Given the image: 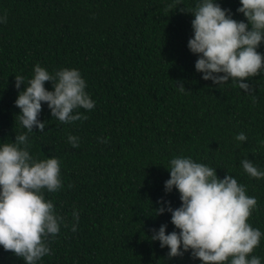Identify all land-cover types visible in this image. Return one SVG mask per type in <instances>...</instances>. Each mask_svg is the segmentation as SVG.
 Returning <instances> with one entry per match:
<instances>
[{"label":"trees","instance_id":"obj_1","mask_svg":"<svg viewBox=\"0 0 264 264\" xmlns=\"http://www.w3.org/2000/svg\"><path fill=\"white\" fill-rule=\"evenodd\" d=\"M194 7L195 0H183ZM232 10L240 0H218ZM171 0H0V140L24 132L16 118L15 75L26 79L39 63L50 72L76 68L95 101L78 109L87 119L64 124L47 104L44 132L29 135L37 159L54 156L63 187L45 192L63 217L49 237L51 255L40 264H200L190 254L169 258L151 241L153 228L171 213L155 215L160 197L179 207V192L165 194L166 165L178 155L233 175L257 200L248 222L264 232V179L248 176L241 161L264 169V71L245 78L250 92L232 81L221 87L195 70L198 56L188 48L194 15ZM258 51L264 53V42ZM183 84L181 91L177 85ZM52 89V82H45ZM243 132L247 141L237 143ZM79 138V147L68 143ZM103 139L107 143H99ZM79 212L78 231L71 229ZM178 231V230H177ZM254 255L264 264V238ZM0 264H24L0 247Z\"/></svg>","mask_w":264,"mask_h":264},{"label":"clouds","instance_id":"obj_2","mask_svg":"<svg viewBox=\"0 0 264 264\" xmlns=\"http://www.w3.org/2000/svg\"><path fill=\"white\" fill-rule=\"evenodd\" d=\"M181 4L185 5L183 0H171L168 7L176 10ZM181 10L194 15L193 35L187 46L198 56L195 70L214 85L221 87L232 81L249 93L245 78L264 71V53L258 51L264 42V0H240L236 12L245 20L235 19L232 10L218 0H195L194 7ZM6 22L7 16L0 15V23ZM48 81L52 82L51 90L45 86ZM22 85L14 103L20 109L16 118L26 131L16 133L11 142L0 140V247L24 264H40L43 257L51 255L49 237H55L63 223L45 192L60 191L63 180L59 159H37L29 150V135L34 129L42 133L46 128V120L40 119L44 103L53 118L68 124L87 119L78 109L90 111L95 101L76 68L50 72L37 63L30 78L15 75V87L21 89ZM177 86L185 89L183 84ZM235 140L245 142L247 135L240 132ZM67 141L79 147L77 136L69 135ZM240 163L248 176L264 179V169L252 160L245 158ZM166 167L170 178L164 182L165 194L178 191L181 204L173 207L162 196L154 214L171 213V223L178 231L168 232L164 223L152 229L149 239L167 247L169 258L188 253L200 264H262V258L253 253L264 232L248 222L257 200L247 194L246 186L230 173L221 178L217 168L183 155L171 158ZM73 218L76 223L71 230L75 233L79 212L74 211Z\"/></svg>","mask_w":264,"mask_h":264}]
</instances>
